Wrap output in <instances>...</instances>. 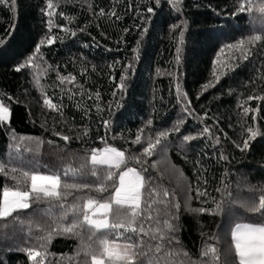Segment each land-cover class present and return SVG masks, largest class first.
<instances>
[{
    "label": "trees",
    "instance_id": "obj_1",
    "mask_svg": "<svg viewBox=\"0 0 264 264\" xmlns=\"http://www.w3.org/2000/svg\"><path fill=\"white\" fill-rule=\"evenodd\" d=\"M52 2L54 24L76 35L60 27L49 32V17L42 11L47 0H16L15 10L10 0L0 4V37L5 41L0 44V100L11 112L10 121L0 126V162L11 160L12 166L63 176L66 166L78 168L91 149H102L106 142L125 151L126 157L140 158L141 163L129 159L127 167L147 168L145 176L175 193L173 203L179 204V210L173 209L178 216L173 223L179 225L175 235L180 244L166 250L182 249L199 260L208 241L218 246L220 264H235L234 250L230 251L232 227L264 223V215L240 206L244 201H258L264 189V100H248L264 96V43L254 47L247 60L226 46L264 34V16L256 11L251 17L247 12L233 15L237 0H181L178 10L168 0ZM101 9L105 15H98ZM61 12L74 20L68 23ZM113 12L115 16L110 15ZM48 35L60 39L49 45ZM42 40L45 43L35 57L40 67L16 71ZM44 69L47 74H40ZM34 75H39L42 87L36 85ZM58 75L76 80L61 85ZM121 83L123 89L118 87ZM210 83L214 86L205 89ZM45 96L58 111L44 106ZM245 107L257 111L245 115ZM105 120L110 121L108 128ZM177 122H182L179 131H170ZM205 127L210 133L200 135ZM247 127L258 128L261 135L242 151ZM140 129L141 142L133 143ZM164 130L169 135L153 154L141 155L149 137L155 140ZM54 133L71 140L66 143ZM185 136L196 138L185 141ZM221 154L227 159H220ZM68 182H73L71 177ZM76 182L94 184L96 180L83 175ZM12 183L0 175V188ZM197 189L207 195L198 197ZM213 198L223 204L218 214L195 211L214 209ZM73 199L68 197V202ZM47 207L41 203L22 210L23 224L11 218L0 221V264H32L23 249L38 246L36 238L44 235L35 223L45 230L54 226L43 214ZM54 211L60 214L58 208ZM80 243L72 235H53L44 264H84L83 254L76 256Z\"/></svg>",
    "mask_w": 264,
    "mask_h": 264
},
{
    "label": "snow or ice",
    "instance_id": "obj_2",
    "mask_svg": "<svg viewBox=\"0 0 264 264\" xmlns=\"http://www.w3.org/2000/svg\"><path fill=\"white\" fill-rule=\"evenodd\" d=\"M159 3V0H157ZM181 0H168V3L178 10ZM238 8L233 15L247 12L251 17L253 11L259 12L264 16V0L256 3L255 0H237ZM0 4H9V0H0ZM13 10H15L16 0H10ZM91 5L89 8L91 9ZM56 5L52 0H47L46 9L42 10L44 15L49 17V32L52 27H60L61 31L76 35L74 31L66 26L55 25L53 17ZM148 12L153 9L149 7ZM68 23L74 20V17L59 13ZM98 15H105L103 9ZM116 15V13H110ZM120 17L117 16V19ZM179 25H173L177 28ZM83 31V29H81ZM264 33V25L261 26ZM183 32H181V37ZM56 39L52 35L46 36V43L51 45ZM42 40L36 46L33 55L29 56L23 63L16 67V71L24 68H39L35 63V57L40 55L41 45L45 43ZM4 38L0 37V44H3ZM264 43V34H253L246 38H241L237 43L227 45L229 49H234L240 53V58L247 60L252 55V49L258 44ZM135 51V49H134ZM180 49H177L179 53ZM224 49H221L223 52ZM235 58V57H233ZM179 60V56L177 57ZM215 63V61H214ZM40 74L46 75L47 69ZM217 82L220 77L214 72ZM61 85L65 83L74 84V76H57ZM124 77H121L123 81ZM34 81L40 86L39 75H34ZM211 85H205V89ZM123 89L124 84L118 85ZM81 95H83V86L80 85ZM63 90V89H62ZM67 91H71L68 89ZM115 95V93H113ZM74 95V94H73ZM97 99L99 93L96 94ZM71 99L72 96L70 95ZM92 97L89 96V99ZM11 99V98H9ZM264 100V96H249L248 100ZM44 106L58 111V106L45 96ZM79 107V106H78ZM187 110V109H186ZM244 114L257 111V109L244 108ZM10 108L0 100V126L10 121ZM253 121L256 117H252ZM105 128L110 126V121H103ZM177 122L170 131L178 132L180 124ZM151 124V121L148 122ZM247 138L243 141L241 150L249 147V142L255 139L261 132L258 128L247 127ZM143 129L138 130L135 141L139 144L142 139ZM210 133V129L205 127L200 135ZM60 136L66 143L71 137L54 133ZM87 135V131L84 132ZM169 135V130L157 133L155 140L148 139L147 147L143 148L141 155L151 156L157 145L161 144L163 139ZM79 138V137H77ZM193 136H185L184 140L195 139ZM15 139V137H14ZM23 138H21L22 140ZM217 143L219 140L217 138ZM102 149H91L90 156H87L80 163L79 167L66 166L61 173L45 174L38 168L24 169L0 162V175L13 181L11 185L5 184L0 188V221H7L9 218L13 222L23 224L20 218L22 210L29 209L33 204L45 203L48 205L43 209V214L52 220L54 226L45 230L40 223H35V229L44 232V235L38 236V246L25 248L23 251L27 254L32 264H44L47 255V243L51 241L53 235H72L80 239V247L76 256L81 254L85 257L84 264H220V251L217 245L208 241L204 242L201 249L200 259L194 260L187 251L182 249L166 250V246L173 243L179 245V238L175 235L179 231V225L173 223L178 220V216L173 209L179 210V204L173 203L175 193L164 188L154 178L145 176L143 173L147 168H141L139 171L135 167H127L129 159H134L136 163H141L139 157H126L125 151L118 150L116 147L107 145ZM239 146V145H238ZM20 151V146H16ZM30 151V149H28ZM19 159V157H17ZM220 159H227L221 154ZM157 165L153 163L152 167ZM91 175L96 178V183H79L77 177ZM183 177V173H180ZM71 177V183L68 178ZM220 192L221 189H216ZM98 195L93 196L92 193ZM259 199L244 201L240 206L250 213H259L264 215V189L260 190ZM77 193H79L77 195ZM107 193V195H103ZM206 192L197 189V196H205ZM73 196L71 203L68 197ZM214 209L200 208V213L209 212L218 214L223 208V204L213 198ZM60 210L57 216L55 209ZM15 214V215H14ZM71 217V222H67ZM33 222H29V235L32 234ZM147 238V240L145 239ZM217 239L209 237V240ZM155 242V243H152ZM234 250L235 264H264V223H236L231 229V248Z\"/></svg>",
    "mask_w": 264,
    "mask_h": 264
},
{
    "label": "crops",
    "instance_id": "obj_3",
    "mask_svg": "<svg viewBox=\"0 0 264 264\" xmlns=\"http://www.w3.org/2000/svg\"><path fill=\"white\" fill-rule=\"evenodd\" d=\"M90 177L96 180V178H95V177H92L91 175H90Z\"/></svg>",
    "mask_w": 264,
    "mask_h": 264
}]
</instances>
